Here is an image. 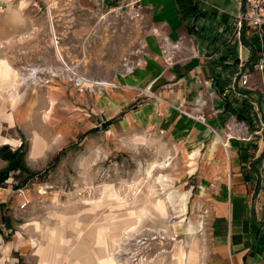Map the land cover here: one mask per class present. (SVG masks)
I'll return each mask as SVG.
<instances>
[{"label":"rangeland","instance_id":"1","mask_svg":"<svg viewBox=\"0 0 264 264\" xmlns=\"http://www.w3.org/2000/svg\"><path fill=\"white\" fill-rule=\"evenodd\" d=\"M94 1L0 0V60L18 73L13 85L21 82L13 109L22 101L15 110L5 105L14 124L3 122L0 135L16 144L0 147L21 148L30 172L0 176V264H101L105 253L115 264H179L183 255L189 260L193 253L195 263L207 219V201L197 182L208 172L194 169L197 152L158 126L125 130L114 119L98 125L89 119L85 124L94 126L81 131L86 114L73 96L93 91L77 90L64 80L57 51L88 77L112 73L117 54L101 41L105 34L111 38L106 45L114 42L109 37L113 27L102 22L112 13L95 9ZM73 2L88 5V56L82 61L77 50L70 55L63 51L70 39L64 36L65 18L79 17ZM211 4L229 15L240 6L239 0ZM136 26L141 35L140 24ZM52 31L60 38L57 49ZM8 71L4 76L11 77ZM6 97L0 98V110ZM33 131L46 142L35 156ZM160 162L163 169L153 167ZM6 166L0 159V172ZM157 200L164 202L161 211L154 208ZM113 233L118 234L115 242Z\"/></svg>","mask_w":264,"mask_h":264},{"label":"crops","instance_id":"2","mask_svg":"<svg viewBox=\"0 0 264 264\" xmlns=\"http://www.w3.org/2000/svg\"><path fill=\"white\" fill-rule=\"evenodd\" d=\"M128 1L114 0L111 21L109 17L102 18L103 25L113 27L109 37L114 39L113 44L106 45L104 42L111 38L106 39L108 36L103 34L102 45L116 52L117 62L112 73L99 78L117 86L101 93L79 92L73 96L86 114L81 118V131L94 126L85 124L89 119L96 125L114 119L125 130L158 126L171 135L178 134L183 146L197 152L193 154L197 157L194 169L208 171L197 182L199 195L207 201L205 242L195 263L194 253L189 260L186 255L185 260L180 256L178 263L264 264V126L260 125L264 121V66L253 70L248 87L239 86L235 78L238 56L245 69L264 59V32L261 43L254 34L237 39L233 34V15L211 4V0H137L143 7L140 20L129 17L125 7ZM73 4L79 17L65 18L68 29L64 36L70 39L63 51L70 55L77 50L82 61L88 56V5ZM91 5L104 11L97 1ZM136 24L142 28L141 35L136 34ZM163 36L170 42L179 40L174 61L169 65L159 54ZM138 41L143 42V48L129 55L137 49ZM124 58L135 62L136 67L132 73L120 75ZM74 64L78 66V62ZM5 70L11 71L7 72L11 77L4 76ZM15 74L18 73L6 61L0 60V98L3 90H10L14 84ZM17 92L2 101L0 129L3 122L14 124L13 115H7L4 108L8 105L15 110L20 105L22 101L13 109ZM178 110L203 114L208 128ZM46 113L49 115V111ZM232 120L244 123L246 139H228L224 154L219 139L224 140V125ZM32 136L35 156L42 153L46 142L35 131ZM2 144L13 145L16 141L0 135ZM188 167L193 170L192 164Z\"/></svg>","mask_w":264,"mask_h":264},{"label":"built area","instance_id":"3","mask_svg":"<svg viewBox=\"0 0 264 264\" xmlns=\"http://www.w3.org/2000/svg\"><path fill=\"white\" fill-rule=\"evenodd\" d=\"M113 1L114 0H97L99 7L103 8L107 13L114 12L115 5L111 4ZM239 5L240 6L238 13L236 15H233L232 17V28L234 36L239 39L242 35L250 36L254 34L257 41L261 43L262 33L264 32V0H239ZM125 7L127 9V12L129 13L130 18L140 20L143 17V7L138 3L137 0H129L125 4ZM48 9L49 8L47 4V11ZM51 37L53 46L56 48L60 38L54 32L51 33ZM178 42L179 40L170 42L165 36L162 37L159 46V54L163 57L167 65L171 64L174 61L173 57L178 50ZM142 48L143 42L138 41L137 49L131 51L129 55H133L136 50ZM257 55L262 57L261 53ZM239 60L240 58L238 56V69L235 72L236 83L241 87H248L252 84L251 80L253 70H261L264 66V59L261 58L259 61H254L251 64V68L248 69L242 68L244 66ZM57 62L59 63L58 67L62 72L64 80L71 84L73 88H76L77 90H92L94 93H101L106 89L115 88L117 86V84L110 80L102 78H91L84 75L83 73H80L75 65L67 63L63 56H61L60 54H58ZM135 67V62L129 60L128 58H124L121 62L119 74L126 75L132 73ZM179 113L186 118L208 128L205 122V116L203 114H191L182 110H180ZM260 125L264 126V121H262ZM209 129L213 134H215V132L211 128ZM224 129L226 132L224 140L219 139V142L223 153L225 154L228 148V139H246V127L242 121L232 120L224 125ZM24 206L25 204L23 203L21 207Z\"/></svg>","mask_w":264,"mask_h":264},{"label":"trees","instance_id":"4","mask_svg":"<svg viewBox=\"0 0 264 264\" xmlns=\"http://www.w3.org/2000/svg\"><path fill=\"white\" fill-rule=\"evenodd\" d=\"M23 155L24 152L21 148L12 150L8 145L0 147V159L7 162V166L0 172V176L5 178L10 171L15 170L30 173L23 163ZM3 179L0 177V181Z\"/></svg>","mask_w":264,"mask_h":264},{"label":"bare ground","instance_id":"5","mask_svg":"<svg viewBox=\"0 0 264 264\" xmlns=\"http://www.w3.org/2000/svg\"><path fill=\"white\" fill-rule=\"evenodd\" d=\"M48 8H49V4H48ZM48 11H49V9H48ZM47 11V12H48ZM49 23H50V21H49ZM50 26L51 27H53L52 26V22L50 23ZM52 32H54V31H52ZM51 32V33H52ZM55 33V32H54ZM51 43L53 44V42H52V39H51ZM59 47V43L57 44V47L55 48V49H57ZM58 54H60L59 53V51L57 52ZM21 80H25L24 78L23 79H21ZM18 81V80H17ZM17 81H15V82H17ZM21 82H19V83H17V84H15V85H10L9 86V88H10V90H3V92L4 93H6L7 94V96H8V98L7 99H10V98H12L13 96H14V94L17 92V86L20 84ZM1 97H3V95H1ZM164 162V161H163ZM163 162L161 163H155L154 164V166L153 167H156V168H158V169H163V167H164V165H163ZM112 195V194H111ZM164 207V202H163V200H157L156 201V203H154V208L157 210V211H161L162 210V208ZM111 220L110 219H107L106 220V222L108 223V222H110ZM105 227V226H104ZM188 230H190L191 228H190V224H188ZM117 236H118V234L117 233H113V234H111V239H112V242H115V238H117ZM48 251H49V256H51V254H52V246H50L49 248H48ZM49 259H50V257H49ZM102 259V263L101 264H115L114 262H113V260H112V258H110L109 256H108V254H106L105 253V255L101 258ZM52 260H54V258H52ZM139 264H142V263H139Z\"/></svg>","mask_w":264,"mask_h":264}]
</instances>
